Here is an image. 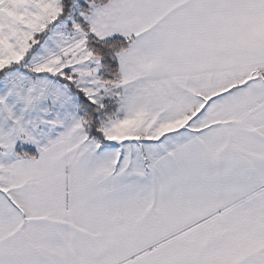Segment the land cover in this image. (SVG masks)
Returning a JSON list of instances; mask_svg holds the SVG:
<instances>
[{"label": "snow or ice", "instance_id": "1", "mask_svg": "<svg viewBox=\"0 0 264 264\" xmlns=\"http://www.w3.org/2000/svg\"><path fill=\"white\" fill-rule=\"evenodd\" d=\"M0 264H264V0H0Z\"/></svg>", "mask_w": 264, "mask_h": 264}]
</instances>
